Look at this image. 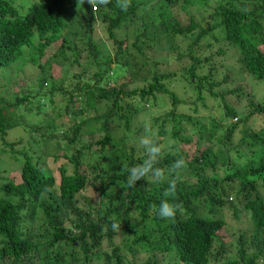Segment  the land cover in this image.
<instances>
[{
	"label": "trees",
	"instance_id": "obj_1",
	"mask_svg": "<svg viewBox=\"0 0 264 264\" xmlns=\"http://www.w3.org/2000/svg\"><path fill=\"white\" fill-rule=\"evenodd\" d=\"M211 1L127 0L123 8L124 0H0V153L22 165L19 182L0 184V264H159L160 256L166 264H264V127L249 123L264 122V98H256L264 85V0ZM199 7H209L207 23ZM177 38L188 42L179 47ZM164 40L173 42L177 69L146 58ZM217 45L219 54L239 53L240 71L256 85L231 90L249 95L248 111L215 91ZM30 66L38 75L28 80ZM76 66L83 70L71 75ZM187 90L196 99L177 93ZM207 94L219 99L220 119L179 109L193 103L198 111ZM143 114L162 146L156 166L166 179L128 187V169L147 158L138 144ZM16 129L22 133L11 136ZM246 143L260 148L251 159ZM181 158L186 167L169 175ZM172 179L175 196L165 197ZM85 190L95 198L82 207ZM235 191L239 203L228 201ZM163 199L181 203L184 214L161 219L151 206ZM239 204L250 212L249 229L218 216L226 206L238 216Z\"/></svg>",
	"mask_w": 264,
	"mask_h": 264
},
{
	"label": "rangeland",
	"instance_id": "obj_2",
	"mask_svg": "<svg viewBox=\"0 0 264 264\" xmlns=\"http://www.w3.org/2000/svg\"><path fill=\"white\" fill-rule=\"evenodd\" d=\"M221 0H212L211 4L216 3V2H220ZM20 3V1H19ZM205 9H209V7L207 8H202L199 7V11H197L195 14L197 17H201V19L204 20V23H207L209 18L207 17L209 12L205 11ZM186 14H183V18H185ZM186 21V20H184ZM186 40V39H185ZM183 40V38H177L176 41H178L180 43L179 47L183 46L184 44H187L188 41ZM173 43L171 41H162L161 43L157 45H154L153 47L150 48V50L147 53L146 58H152V59H158L161 61V67L163 68H167V69H177L179 68L178 65V60H177V53L173 52V50H171L169 48V45ZM219 45L215 46L213 48V50L211 51V53L214 54L216 60H217V68H218V74L215 77V80H218L220 82V84H218L215 88V91H224L226 92V101L232 104H237L239 105L243 110V111H248L246 110V104H247V99L249 97V95L247 94H242L240 97H238V94L236 92H231L232 88H235L236 85L238 84H242L245 85L247 87V90L245 89V91H250L253 89H256V85L255 83L252 84V82L250 81V79L248 80L247 77L243 76L242 72L240 71V64H239V53L236 52L233 48L229 47L226 49V51L222 54L217 53V48ZM57 47V45H56ZM54 50V48L52 49ZM135 53V60L139 63H144V59L142 54L138 55L139 53H137L136 51ZM206 53V54H205ZM203 53V55H208L210 54V51H207ZM148 62L145 63V65H147ZM74 71H72V74H78L80 71L83 70V66H76L74 67ZM85 68L92 70L94 67L93 66H86ZM146 68H148V65L146 66ZM38 75L37 70L34 67H28L27 68V79L31 80L34 79L36 76ZM226 76L230 77V80L233 83L229 82V79H227V81H224V78ZM91 77V75H86L85 77V81H83L82 83H86L89 81V78ZM150 77V76H149ZM121 80H123V78H121ZM139 82V81H138ZM137 82V84H138ZM95 83L94 80H92L91 85H93ZM73 84H76V80L73 81ZM74 86V85H73ZM182 85L180 86V88L178 90H182ZM259 88V93H256V98L257 99H263L264 98V85L258 87ZM257 90V89H256ZM177 93L180 96H184V97H188V99H196V97H192L191 95L193 94L192 91L187 90V91H181ZM206 100L205 102H197V106H198V111L194 112L193 109L195 108V105L193 103H189V104H184L182 105L179 109L182 110L183 112L187 113V114H192L195 116H213L216 119H220V113L218 111V101L219 99H216L214 96L212 95H206ZM60 103V102H58ZM205 104V105H203ZM60 108L63 106L62 102L61 105H59ZM51 109V107H49V110ZM95 112L93 110L89 111V115L90 114H94ZM68 119L70 121V117H65L62 121L63 122H68ZM138 122L140 124H146V120H145V115H140L138 118ZM250 125L252 126V128L255 129H259L264 127V122L261 119V117L259 116H254L252 118V120L249 122ZM149 125V123H148ZM240 132L238 131V137L235 138V141H237L239 139L240 136ZM22 133L21 129H16L14 131H12L10 133V135H15V136H19ZM11 138V137H10ZM162 140H164V137L162 138ZM2 145V143L0 142V146ZM22 148V147H21ZM242 151L244 153L247 154L248 158H253L255 156V152L258 150V146H251L250 144L246 143L242 145ZM1 150V149H0ZM7 154V155H6ZM254 154V155H253ZM6 155V157H5ZM5 155H3L2 153H0V177L5 178V181H1L0 184L2 182H8L10 180H14L16 182L20 181V177H21V167L22 165L18 162H16L13 157L9 154V153H5ZM253 155V156H252ZM4 160H3V159ZM250 158V159H251ZM2 159V160H1ZM249 159V160H250ZM258 160H255V162L257 163ZM238 162V161H237ZM247 161H243L241 163L242 164H246ZM240 165V166H241ZM259 190L261 192H264V188L259 187ZM228 196H233V200L229 201V202H235V203H239V200L242 198H240V196H237V192H231ZM78 198H80L81 202L79 203L82 207L86 206V199H91V198H95V193L92 191H88L85 190L82 193L79 194ZM97 198V197H96ZM239 212L240 214L238 216L234 215V211L230 206H226L225 208H223L221 210V212L218 214L219 217H222L226 224L229 227L232 228H236V229H249L252 226L251 223V219H250V212L245 211L242 206L239 204ZM208 215V214H207ZM115 242H120L122 240V235L120 233L117 234V236H115L114 238ZM103 248H108L109 244L104 241L103 243ZM233 249V248H232ZM148 256V252H141L138 257H137V261L140 262L141 259H145ZM232 260L235 261H239V256L236 252H233L230 255ZM129 259L130 260H134V258L132 257L131 254H129ZM102 262H104V260H101ZM159 264H166V261L162 259V257L160 256V263ZM212 264H224V262H213Z\"/></svg>",
	"mask_w": 264,
	"mask_h": 264
},
{
	"label": "clouds",
	"instance_id": "obj_3",
	"mask_svg": "<svg viewBox=\"0 0 264 264\" xmlns=\"http://www.w3.org/2000/svg\"><path fill=\"white\" fill-rule=\"evenodd\" d=\"M90 3H94L95 0H89ZM100 3H108V0H99ZM121 7H127V0L121 4ZM95 10V8H94ZM146 134L138 140L139 146L143 147L147 154V158L142 163L135 165L128 169L127 186L134 187L139 181L146 180L152 183H163L166 179L165 170L157 167L158 157L162 152V146L157 143L156 133L152 131L151 126L145 124ZM251 145V143H249ZM252 146V145H251ZM260 148H258L259 150ZM257 153V152H255ZM200 160H198L199 162ZM186 167V162L183 158L176 160L168 169L169 175L179 176L180 170ZM255 177L253 176V179ZM169 187L165 190V197H174L176 191V180L172 179L168 181ZM233 196H229V201H232ZM161 219L168 221H175L177 214L181 216L184 214V208L181 203L175 202L170 199H163L160 204L151 206ZM113 231H118L121 225L118 222H113Z\"/></svg>",
	"mask_w": 264,
	"mask_h": 264
},
{
	"label": "water",
	"instance_id": "obj_4",
	"mask_svg": "<svg viewBox=\"0 0 264 264\" xmlns=\"http://www.w3.org/2000/svg\"><path fill=\"white\" fill-rule=\"evenodd\" d=\"M199 162H201V160Z\"/></svg>",
	"mask_w": 264,
	"mask_h": 264
}]
</instances>
